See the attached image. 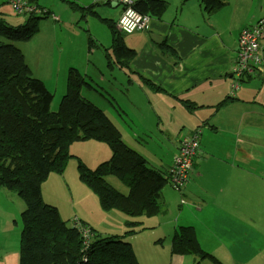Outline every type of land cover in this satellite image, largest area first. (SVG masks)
I'll list each match as a JSON object with an SVG mask.
<instances>
[{
	"label": "crops",
	"instance_id": "crops-1",
	"mask_svg": "<svg viewBox=\"0 0 264 264\" xmlns=\"http://www.w3.org/2000/svg\"><path fill=\"white\" fill-rule=\"evenodd\" d=\"M31 1L56 16L39 0ZM59 1L66 3L67 0ZM162 1L166 4L165 12L159 17L150 16L146 30L121 34H134V38L125 42L123 39L124 47L133 53L128 68L121 69L119 63L108 67L105 53L109 48L103 54L92 49L101 45L92 39L95 37L90 30L83 29L78 22V35H68L58 16V21L41 19L37 34L21 44L24 55L31 68L46 76L63 78L68 69L78 70L89 85L83 88L89 95L83 92L81 95L107 118L118 121L131 140L141 137L148 128L153 129L145 125L146 120H151L157 130L161 127L167 141L174 138L172 133L178 136L187 131V136H191L192 130L200 131L205 137L220 136L213 142L198 140L205 146L203 150L208 159L199 160L190 183L181 188V195L184 194L188 204L176 208L182 198L179 200L175 192L174 205L164 215L144 218L148 219L142 222L145 229L127 239L138 256V264H160L161 253L164 254L162 263H167V253H170L180 227L193 228L191 237L200 243L207 260L227 253L234 257L235 264H264V218L257 219L253 215V201L264 196V186L257 185V176L264 173V157L252 154L257 143L264 144V130L251 127L253 122L264 124V63L256 77H245L246 80H237V85H232L237 36L244 26L264 20V0H209L207 4L204 0ZM72 2L81 10L71 11L80 13L85 22L86 17H92L101 23H115L122 12L119 5L107 6L94 3V0L86 6L77 0ZM89 38L94 43H90ZM262 56L264 59V45ZM100 106H105L107 113ZM145 111L147 117L144 120ZM216 119H220L219 123L213 125ZM153 134L158 137L155 131ZM120 136L122 139V133ZM99 149L92 143H75L70 147V153H83L90 166L97 167L111 156L109 149L104 147L94 161ZM222 157L226 163L243 168L242 171L224 170L214 176L202 174L204 165ZM175 160L171 155L166 157L168 180V170ZM220 182L217 199L221 204H206L204 200L212 195ZM172 190L169 185L162 195L167 197ZM0 200L3 204L0 229H3L6 214L14 216L15 209L4 196ZM21 213L18 211L16 215L19 217ZM109 216L108 212L102 211L101 219L114 226L108 235L102 234L104 229L99 225L95 227L84 220L79 221L89 226L95 237L121 234V223L111 222ZM85 219L92 222L90 217ZM225 244L229 248L225 249ZM250 254H254L251 260ZM170 258H173L172 254ZM180 258L181 264L197 262V258L190 255ZM0 264H3L2 260ZM202 264L210 263L204 261Z\"/></svg>",
	"mask_w": 264,
	"mask_h": 264
},
{
	"label": "trees",
	"instance_id": "trees-1",
	"mask_svg": "<svg viewBox=\"0 0 264 264\" xmlns=\"http://www.w3.org/2000/svg\"><path fill=\"white\" fill-rule=\"evenodd\" d=\"M66 3L71 10H81L74 2ZM165 6L163 1L137 0L132 7L140 14L159 17ZM105 24L111 37L105 53L108 67L119 63L121 69L128 68L132 51L124 47L113 24ZM33 25L34 19L29 17L23 25L10 26L0 12V192H13L24 203L19 216L17 264H138L127 239L145 229L141 219L164 215L174 205L175 192L179 200L182 198L176 208H181L182 202L188 204V200L181 195V189L172 188L167 197L162 195L168 178L149 169L146 161L125 145L104 113L81 97L82 89L89 85L78 70L68 69L66 93L59 109L56 113L49 111L52 95L30 77L20 50L12 44L30 41L38 32ZM85 140L101 142L111 153L110 159L93 172L82 166L79 171L81 180L98 198L100 209L110 215L108 219L121 223L122 233L107 238L92 233L83 261L79 235L61 221L56 209L43 203L41 187L49 174L62 173L70 157L69 147ZM262 144L257 143L255 148ZM223 158L204 165L202 174L242 171ZM200 159L195 153L191 156L190 171L182 187L190 183ZM108 177L116 178L127 189V195L108 185ZM193 233L192 227H180L170 253L187 255L195 241ZM199 255L206 257L202 251Z\"/></svg>",
	"mask_w": 264,
	"mask_h": 264
},
{
	"label": "rangeland",
	"instance_id": "rangeland-1",
	"mask_svg": "<svg viewBox=\"0 0 264 264\" xmlns=\"http://www.w3.org/2000/svg\"><path fill=\"white\" fill-rule=\"evenodd\" d=\"M70 1L72 0H67V2H70ZM39 3L48 7L56 16L60 18V23L65 25V28L67 30L66 32L68 35L72 37L74 35L76 36L78 35V29H76V25L78 22L80 23L79 25L80 27H82L83 29L90 30L92 37H95L94 39L101 45V47H99V50H98L99 53L103 54V51L105 49H108L109 45H111L110 33L105 23L103 22L101 23L97 19H94L92 17H86L87 22H85L84 18L81 19L80 13L78 14V13L72 12L71 9L69 8V5L67 3H64L63 1L61 2L59 0H39ZM77 3L83 4L84 6H86L91 3V0H77ZM9 7L6 4V0H0V12L2 13L6 23L10 26L23 25L26 18L15 17L13 13L10 11ZM102 8L109 11V9L105 7H102ZM121 8L123 10V7ZM107 11H104V12H107ZM140 15L144 17H150L145 14H140ZM72 16L74 17L70 18ZM27 17L29 18L30 16L27 15ZM244 27L242 28V30L239 32L237 36V43L239 42V39H240V36H241V33ZM137 32H140V31H137ZM122 37H123L122 39H124V42H125L130 38H134V34L129 35V36L122 35ZM261 39H263V42H264V36ZM12 44L18 50H20L23 56V59H24V64L26 65L29 71L30 77L34 80L41 82L46 88V90L52 95V101L50 104L49 111L56 113L66 93L65 90H66L67 75L64 76L63 78H60L57 75L46 76L45 74H41L37 72L35 68L33 67L31 68L29 66V61L26 59L24 55L23 46L21 45V42L13 41ZM236 52H238V49ZM259 52L262 55V50H260ZM252 57H255V56L252 55ZM249 63L251 65V62ZM261 63H262V60H261ZM237 67H238V60L236 56L234 60L233 69H236ZM232 73H233V76H232L233 86L237 85L236 81L240 78H241V81L248 79L247 76H244V75H240V77L237 78L235 76L234 70L232 71ZM253 77H256V73L253 75ZM82 92L84 95L85 94L89 95V93H86V91L84 90ZM81 97L84 99L82 95ZM222 100H224V98L217 101L216 103ZM100 107L104 112L107 113V109L105 108V106H100ZM190 109L192 108L190 107ZM145 110L147 111V109ZM146 111L144 115L147 113ZM107 119L109 120L108 122H110V124L119 134L122 133V136H123L122 141L125 143L127 147H129L136 153L139 152L143 154L144 159L149 169L156 171L157 173L161 174L164 177H167V169L165 165V160L168 155L173 154L175 156V153H176L175 150L173 149L172 151L171 149V144H173L175 148V142L173 141L174 138L173 139L170 138V140L167 141L165 131L161 127L160 129L157 130L154 127L153 122L151 120H146L145 125L151 126L153 129L148 128V131H144L141 137L138 136L137 138H135V140H131L123 132L122 130L123 127L119 124L118 121L114 120L111 117H108ZM219 120L220 119H216L213 125L218 124ZM221 123L222 122H220V124ZM153 131H155L158 137L153 134ZM191 133L192 135L191 136L189 135V136L195 143H198L199 139L201 143H204L206 141L213 142L220 137V136H213V135H210L209 137L201 136V133L198 130H192ZM187 135H188L187 131H184L182 134H180V136H187ZM204 138H206V140H204ZM88 143L95 144L100 148L94 157V161H95L96 158L102 153L103 148L106 147V145L101 142H97L93 140H85V141L80 142V144H84V145ZM70 147L68 149L70 157L62 173L60 174L51 173L47 176L46 180L43 182L42 184L43 193L41 194L42 201L44 204L56 209L61 221L64 222L66 226L73 225L74 220L76 219L84 220L86 222L91 223L95 227L99 225L101 229H104V232H102V234L108 235L111 232H113L114 226L110 224L108 221H106L105 219H101L102 210L99 207L98 198L80 178V171H79L80 166H82L84 169H86L89 172H93L96 169V166L92 165L91 167L90 164L85 159V156L83 155V153L82 154L79 152H76L73 154L70 153ZM252 153L254 156H263V155L258 154L257 152H252ZM176 160H178L177 157H176ZM105 181L108 185H110L115 191H117L121 195H127L126 194L127 189L116 178L108 177L105 179ZM168 187H169L168 184L164 186L162 190V194L166 192ZM1 196H4V198L9 200L11 206L14 207L15 211H14V216H10L9 214H6L4 218L5 223H4L3 229H0V261L2 260L3 264H17L18 263V244H19V236L21 232V227H20V219L16 214L18 213V211L24 210V203L13 192H9V193L0 192V199H1ZM253 202H254V208H264V196L257 197L256 200H254ZM2 206L3 204L0 200V207ZM118 215L122 216L120 214ZM88 217L92 219V222L85 219ZM122 218L124 220V216H122ZM147 220L148 219H144V218L141 219L142 222H146ZM201 243L203 246H205L204 241H201ZM224 248L225 249L229 248V245L225 244ZM132 249H134V247ZM133 254L137 261L138 256H136L134 251H133ZM170 256L171 254L167 253L168 262L162 263L164 254L161 253L160 254V260H161L160 264H170V263L179 264V262L177 261L174 255H172L173 258H170ZM253 256L254 254H250V260L253 258Z\"/></svg>",
	"mask_w": 264,
	"mask_h": 264
},
{
	"label": "built area",
	"instance_id": "built-area-1",
	"mask_svg": "<svg viewBox=\"0 0 264 264\" xmlns=\"http://www.w3.org/2000/svg\"><path fill=\"white\" fill-rule=\"evenodd\" d=\"M94 2H99L102 4H109L108 6L113 5H119L123 7L121 16L119 17V20L117 22V27L121 29L126 34H131L136 31L146 30L145 28L149 27L150 19L149 17H144L140 15L138 12H135L131 9V6L134 5V0H94ZM8 5L13 8L15 7L16 10L14 11V14L17 16L25 15L23 14L22 7L29 5L34 7L35 14L39 16H46L47 11L45 9H42L40 7L35 6V4L31 0H7ZM55 19L54 17H52ZM264 25V20H258L257 22L253 24L246 25L241 33L239 42L237 44L238 52H236L237 60H238V67H242L244 64H250L255 66L257 64H262L261 60L263 56L259 52L262 50V45H264L263 39H261L264 35H260V28ZM253 45V49L251 52H249L250 44ZM255 56V57H252ZM236 69L232 68V71L234 70L235 76L237 78L240 77V73H236ZM183 154H189L190 150L185 149L181 151ZM178 172L183 175V184L187 180V175L190 171V162L185 158H180L178 160L174 161V165L170 169V176L172 172ZM76 231L78 232L80 239H81V254L85 255L89 245H90V239L92 237L91 231L87 226H84L79 223H75L73 226ZM84 260V258H83Z\"/></svg>",
	"mask_w": 264,
	"mask_h": 264
},
{
	"label": "bare ground",
	"instance_id": "bare-ground-1",
	"mask_svg": "<svg viewBox=\"0 0 264 264\" xmlns=\"http://www.w3.org/2000/svg\"><path fill=\"white\" fill-rule=\"evenodd\" d=\"M156 1H162V0H156ZM70 2H72V1H70ZM103 5H109V4H103ZM9 9H10V11L12 13L16 10L15 7H13V8L9 7ZM21 9L23 11V14L29 15L30 18L34 19L33 28L37 29L39 31V24L41 22V19H40V17H38L35 14L34 7L26 5V6L22 7ZM131 9L134 10L132 6H131ZM165 10H166V6H165ZM165 10H164V12H165ZM135 12H137V11H135ZM117 21H118V19H117ZM117 21L115 23H112V22L111 23L113 24L114 30L119 34V37L122 39V35L121 34L124 33V32L117 27ZM145 29H147V28H145ZM259 34L260 35H264V25H262V27L260 28V33ZM92 39L95 41L94 38H92ZM92 39L89 38V42L90 43H94V41ZM122 43L124 45L123 39H122ZM253 45L255 46L254 43L250 44V47H252V48L249 49V52H251V50L253 49ZM91 48L92 49H97V52L99 50V46L98 45L94 46V47H91ZM91 48L89 49V51L91 50ZM263 61H264V59L262 58V62ZM259 72H260V64H257L256 66H255V64L254 65L244 64V65H242V67H239L236 70L237 74L240 73V74H242L244 76L249 77L250 79L253 77V75L255 73L258 74ZM236 82H238V81H236ZM234 90H236V89L234 88ZM147 112H149V111L147 110ZM146 117H147V113L143 116V119L145 120ZM251 127L253 129H256V130H264V124L263 123H259V122L251 123ZM175 136H176L175 133H172V137H174L173 141L175 142V148H174V145L171 144V149H172V151L174 149L175 152H176L175 156L173 154H171L172 158L175 159L177 157V155L181 151H183L185 149H188V150L192 151L193 153L199 155L200 157H202L204 159H208V155L203 150V148L205 147L204 145L199 144V142L195 143L191 139L190 136H180V135H178L176 137ZM252 152H257L258 154L264 156V144H262V145L258 146L257 148H255L254 150H252ZM137 154L142 160L145 161L144 156H143L142 153L138 152ZM169 181H170L173 189L180 190L182 185H183V175L181 173H178V172L174 171V172H172L171 178L169 179ZM255 183H256V180L253 181L252 185H254ZM221 185H222V183L220 182L218 184V186L214 189L212 195H210L209 197H207L204 200V202L206 204L214 205V206H217V205L221 204V202L217 199V193H218L219 188L221 187ZM257 185L264 186V173H262L261 175L257 176ZM182 205H183V202H182ZM253 215L257 219H263L264 218V208H255L254 212H253ZM201 251H202V247H201L200 243L197 240H195L193 242L191 248L187 251V255H190V256H193V257L197 258L196 264H202V262H204V261H206V262H208L210 264H235L234 257L227 256V253H223L218 258H215V257L214 258H208V260H207L205 258H202L199 255V252H201ZM174 256L177 259V261L181 264V258L180 257L184 256V255L175 254Z\"/></svg>",
	"mask_w": 264,
	"mask_h": 264
},
{
	"label": "clouds",
	"instance_id": "clouds-1",
	"mask_svg": "<svg viewBox=\"0 0 264 264\" xmlns=\"http://www.w3.org/2000/svg\"><path fill=\"white\" fill-rule=\"evenodd\" d=\"M35 2H36V0H35ZM6 3H7V0H6ZM7 5H8V3H7ZM35 6H37V7H40V8H42V9H45L46 11H47V15L46 16H39V15H37L38 17H40L41 19L42 18H50L51 20H54V21H58V18L56 17V16H54V15H52L46 8H43V7H41V6H39L37 3H35ZM108 6V5H107ZM8 7H9V5H8ZM13 15L15 16V17H23V18H26V20L28 19V17H27V15H20V16H17V15H15L14 14V12H13ZM52 17H54L55 19H53ZM85 99V98H84ZM75 144V143H74ZM107 147V146H106ZM108 148V147H107ZM111 154V153H110ZM194 155V153L192 152V151H190V153L189 154H181V152L179 153V157H178V159H180V158H185V159H187L189 162H190V158H191V156H193ZM111 157V156H110ZM176 159V158H175ZM108 161V160H107ZM106 162V161H105ZM104 163V162H103ZM102 164V163H101ZM100 165V164H99ZM98 165V166H99ZM168 175H169V179L171 178V176H170V170H168ZM169 185H171V183H170V181H169ZM75 223H79V224H82V225H84V226H87V225H85V224H83L82 222H80L79 220H74V223H73V225H71L70 227H68V228H70V229H73V230H75L76 231V229L73 227L74 226V224ZM89 229H90V231H91V234L93 233V231L91 230V228L89 227V226H87ZM77 232V231H76ZM77 234H78V232H77ZM79 235V234H78ZM92 236H93V234H92ZM80 237V236H79ZM80 241H81V239H80ZM90 247V246H89ZM88 247V248H89ZM80 250H81V247H80ZM88 250V249H87ZM80 255H81V257L82 258H85L86 257V255H87V252L85 253V255H82L81 254V252H80ZM84 261V260H83Z\"/></svg>",
	"mask_w": 264,
	"mask_h": 264
}]
</instances>
